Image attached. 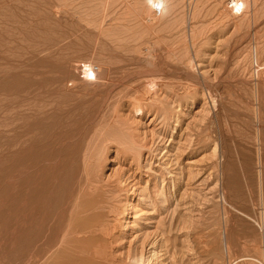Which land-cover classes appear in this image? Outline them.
I'll use <instances>...</instances> for the list:
<instances>
[{
  "label": "rangeland",
  "instance_id": "rangeland-1",
  "mask_svg": "<svg viewBox=\"0 0 264 264\" xmlns=\"http://www.w3.org/2000/svg\"><path fill=\"white\" fill-rule=\"evenodd\" d=\"M145 1L0 0V264H264V0Z\"/></svg>",
  "mask_w": 264,
  "mask_h": 264
},
{
  "label": "bare ground",
  "instance_id": "bare-ground-1",
  "mask_svg": "<svg viewBox=\"0 0 264 264\" xmlns=\"http://www.w3.org/2000/svg\"><path fill=\"white\" fill-rule=\"evenodd\" d=\"M237 1V0H235ZM153 3H159L160 0H152ZM241 2V1H240ZM163 3H164V8L161 9V10H157L153 7L150 6V3H149V0L146 4V1H145V4L143 10L145 11L146 10V16L148 17V22L151 23V25L154 23L156 24L155 22L161 18H164L166 15L168 16V11H170L169 7V3H168V0H163ZM107 5V4H106ZM169 5V6H168ZM145 6H147V8H145ZM169 7V8H168ZM239 7L238 9H240L241 11H243V4L241 3H237L234 5V7H232L233 9L231 10L234 14V8H237ZM169 9V10H168ZM107 10V9H106ZM142 10V11H143ZM143 12H141L142 16H143ZM238 12V11H237ZM170 13V12H169ZM236 13V12H235ZM110 14V13H109ZM145 15V14H144ZM108 16V15H107ZM144 16V17H146ZM166 16V17H167ZM105 17V16H104ZM165 17V18H166ZM142 18V17H141ZM178 20V19H177ZM160 21V20H159ZM145 21V25H147L146 23H148ZM238 23V22H237ZM240 23V22H239ZM169 24V23H168ZM175 24V23H174ZM140 25V24H139ZM166 25V24H165ZM242 23L240 24V27H241ZM143 26V24H142ZM149 28H146L148 29L147 31H150L152 30V28L149 26V24L147 25ZM146 26V27H147ZM244 26V25H243ZM140 27V26H139ZM155 27V26H154ZM157 27V25H156ZM173 27V26H172ZM175 27V26H174ZM145 28V26H144ZM143 28V30H144ZM151 28V29H150ZM119 29V28H118ZM138 29V28H137ZM155 29V28H154ZM238 29V28H237ZM142 30V28H141ZM163 30V29H162ZM242 30V29H241ZM153 31V30H152ZM193 32V31H192ZM140 33V32H139ZM147 34V32H146ZM145 34V35H146ZM149 34V33H148ZM147 34V36H148ZM143 36V35H142ZM194 37V36H193ZM192 37V38H193ZM147 38V37H146ZM194 39V38H193ZM234 58V57H233ZM255 62L258 63L259 59H258V52L257 50H255ZM97 68L91 66L90 69L86 68V72H88L89 74V80H93L92 76L94 74H97ZM91 77V79H90ZM152 80V79H150ZM153 81V80H152ZM151 81V83H152ZM154 84V82H153ZM138 102V101H137ZM115 116V115H114ZM118 124V123H116ZM112 139V138H110ZM217 152V151H216ZM89 158V157H88ZM91 161V160H90ZM89 161V162H90ZM95 161V160H93ZM93 165V164H92ZM91 167V166H90ZM91 176V175H90ZM87 181H88V184H90L89 186V190H88V195H86V200L84 199V203L81 204L78 208H77V214H75V216L72 218V222L70 223V226L68 228V234L67 235H64L66 237H63V238H66V239H69L68 242H64L66 245H61V246H65L67 247V245H70L72 242L75 243V252L79 253V256L82 255L83 253V250H82V245H85V244H89L88 246V251L87 254L85 253V255H88L91 260L95 263V264H104L108 261V259H111L113 256H111V258H108L106 261H104L106 259V248L109 247L107 245V243L110 245L112 244L111 242H109V238L110 237V234H109V231H111L110 229L112 228H109L108 225H106L108 222L104 221L105 219H109L110 216L113 214V212H111L112 214H110V212L108 213L107 212V206H105L103 200H102V194H103V189L99 186V184H92V180H90L89 178H87ZM108 188H110L108 186ZM107 188V189H108ZM114 188V187H112ZM117 188V187H116ZM115 188V189H116ZM86 189V188H85ZM102 189V190H101ZM105 190V189H104ZM85 191V190H84ZM116 192V191H115ZM118 192V191H117ZM118 194V193H117ZM110 206V205H108ZM116 208V207H115ZM113 209V210H116V209ZM91 212V214H89L88 212ZM106 211V212H105ZM112 211V210H111ZM116 212V211H115ZM118 212V211H117ZM87 214V215H85ZM114 216L116 215L113 214ZM71 216V215H70ZM118 216V215H117ZM113 217V216H112ZM119 218V217H118ZM117 218V219H118ZM118 222V221H117ZM111 223V222H110ZM112 224V223H111ZM115 224V223H114ZM115 228H116V225H114ZM115 228H113L114 230H116ZM112 229V230H113ZM63 231V230H62ZM113 234V233H111ZM112 236V235H111ZM72 239V242H70ZM64 240V239H63ZM62 240V241H63ZM58 241V240H57ZM67 241V240H65ZM63 243V244H64ZM62 244V242H61ZM72 246V245H71ZM74 246V245H73ZM111 246V245H110ZM85 247V246H84ZM60 248V247H59ZM69 248V247H68ZM56 249V248H55ZM64 249V248H63ZM70 249V248H69ZM68 249V250H69ZM86 249V248H85ZM109 249V248H108ZM112 249V248H111ZM106 251V252H105ZM110 251V249H109ZM109 251L107 253H109ZM113 251V250H112ZM51 252V251H50ZM82 252V253H80ZM114 252V251H113ZM72 253V252H71ZM89 253V254H88ZM48 255V254H47ZM109 255V254H108ZM112 255V254H111ZM83 256V255H82ZM87 257V256H86ZM108 257V256H107ZM88 258V257H87ZM140 258V257H139ZM143 258V257H142ZM113 260V259H112ZM137 260H140V259H137ZM136 260V262H137ZM50 261V260H49ZM91 261V262H92ZM104 261V263H103ZM115 261V260H114ZM143 260H140L139 263H136V264H141L143 262H141ZM81 263V262H80ZM109 264V263H108ZM111 264V263H110ZM113 264V263H112ZM116 264V263H115Z\"/></svg>",
  "mask_w": 264,
  "mask_h": 264
},
{
  "label": "clouds",
  "instance_id": "clouds-1",
  "mask_svg": "<svg viewBox=\"0 0 264 264\" xmlns=\"http://www.w3.org/2000/svg\"><path fill=\"white\" fill-rule=\"evenodd\" d=\"M150 6L157 9V10H161L164 8V3L163 0H160L159 3H153L152 0H149Z\"/></svg>",
  "mask_w": 264,
  "mask_h": 264
}]
</instances>
